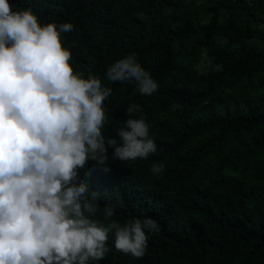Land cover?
Returning a JSON list of instances; mask_svg holds the SVG:
<instances>
[{"label":"trees","instance_id":"trees-1","mask_svg":"<svg viewBox=\"0 0 264 264\" xmlns=\"http://www.w3.org/2000/svg\"><path fill=\"white\" fill-rule=\"evenodd\" d=\"M42 22L71 21L62 34L74 70L113 91L102 133L117 137L136 102L157 151L126 162L89 159L80 179L99 191L93 219L152 216L145 254L109 250L99 264H264V0H10ZM130 52L159 81L151 95L135 81L105 79ZM164 164L160 173L150 167ZM105 165L107 171H105ZM94 264V262H90Z\"/></svg>","mask_w":264,"mask_h":264},{"label":"clouds","instance_id":"clouds-1","mask_svg":"<svg viewBox=\"0 0 264 264\" xmlns=\"http://www.w3.org/2000/svg\"><path fill=\"white\" fill-rule=\"evenodd\" d=\"M71 21L42 22L31 6L17 9L0 0V264H99L109 250V234L118 250L145 254L147 235L160 228L152 216L129 217L122 224L110 204L108 223L93 217L99 191L81 180L89 159L100 164L112 157L123 162L157 151L149 123L136 102L117 137L106 138L105 99L112 87L99 75L74 70V42L62 34ZM105 79L135 81L151 95L159 81L130 52L107 66ZM164 164L154 161L153 173ZM105 165V171H107Z\"/></svg>","mask_w":264,"mask_h":264}]
</instances>
